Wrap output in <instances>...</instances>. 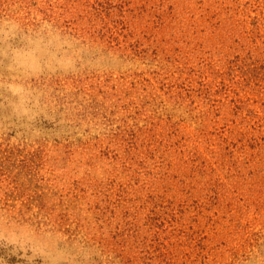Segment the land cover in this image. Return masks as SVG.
<instances>
[{
  "label": "rangeland",
  "instance_id": "rangeland-1",
  "mask_svg": "<svg viewBox=\"0 0 264 264\" xmlns=\"http://www.w3.org/2000/svg\"><path fill=\"white\" fill-rule=\"evenodd\" d=\"M50 1L0 0V264H92L96 256L104 258L96 245H86L85 221L93 227L118 231L121 219L117 205L114 201L108 204L107 196L115 179L113 170H106L110 165L95 161V150H88L85 144L95 142L105 131L98 107L106 110L118 104L124 111L134 95L132 79H142V74L152 79L154 75L139 57L102 59L76 51L52 26L50 17L44 16ZM150 4L163 15L170 13L164 25L159 15L147 17L152 22L144 35L158 40V45L163 42L164 75L174 67L185 72L183 78L174 81L177 91L195 90L202 79L216 81L215 99L226 98L229 106H234L230 100L251 98L260 109L258 99L264 93V79L246 73L245 61H240L245 59L240 53V31L244 26L251 29L255 16L262 19L264 29V0H171L162 5L161 0H153ZM142 5L137 1L135 7L139 10ZM145 8L151 15L147 5ZM257 63L260 65V61ZM209 64H229L233 69L227 72L228 79L217 85L220 79L206 72ZM100 80L128 90L116 94L112 88H92V81ZM151 81L156 87L171 86L166 77L162 84ZM163 95L147 107L148 113H160L164 118L172 114L181 123L182 132L197 140L199 116L190 108L191 99L179 102ZM195 104L204 109L203 101ZM228 111V120L224 114L219 116L216 132L239 125L237 114ZM95 115L97 120H93ZM235 143L232 140L226 146L227 155L220 151L219 157L240 162L239 153H235L239 160L230 155ZM200 145L198 149L207 153L208 160L215 161L212 150L218 152L219 148ZM192 150L178 149L181 153L174 156L175 161ZM172 153L167 152L165 157L172 158ZM111 154L116 156L119 151ZM217 165L221 167L222 161ZM119 171L115 175L123 179L126 175ZM233 190L243 202L246 195ZM182 199L186 223L181 220L177 229L173 223H166L169 231L179 230L176 238L168 233L164 239L160 236L159 242L149 241L150 260L157 264H264V227L254 226L251 208L240 212L244 216L250 211L248 217L252 219L242 228L233 221L232 213L205 212L199 198ZM165 241L166 246L162 244ZM85 245L87 254L79 255L77 248ZM172 245L176 248L173 254L168 252Z\"/></svg>",
  "mask_w": 264,
  "mask_h": 264
},
{
  "label": "trees",
  "instance_id": "trees-1",
  "mask_svg": "<svg viewBox=\"0 0 264 264\" xmlns=\"http://www.w3.org/2000/svg\"><path fill=\"white\" fill-rule=\"evenodd\" d=\"M137 1L143 3L139 10L135 7ZM152 2L153 0H53L44 11V16L50 17L52 26L66 37V41L71 42L70 46L76 51L93 53L95 57L102 59L113 56L121 59L139 57L149 65L154 74L152 79L143 74L140 75L142 79H132L134 95L129 98L130 104L127 103L124 111L120 110L118 104L109 105L106 110L98 107L102 112L100 122L102 121L105 131L96 137L95 142L85 144L88 150H95V161L102 165L106 162L110 165L106 170L110 173L113 170L112 177L117 183L115 185V180H112L113 186L108 189V204L116 202L117 215L121 219V226L115 233L107 226L93 227L85 221L88 234L86 245H96L104 257L102 259L100 255L96 256L92 264H157L154 259L150 260L147 250L149 241L161 237L164 239L168 233L175 240L179 230L169 231L166 223H173L177 229L180 221H185L183 197L185 200L199 198L205 212L215 210L218 215L225 211L232 213L233 221L238 222L242 228L252 219L248 217L250 211L244 216L240 212L245 213L251 208L255 213L254 226L261 224L264 227V93L260 94V109H257V101L251 102V98H238V102L230 100L234 106H229L226 98L215 99L217 89L213 84L216 81L209 83L202 79L195 90L177 91L174 81L179 76L183 78L185 72L174 67V71H166L167 74L164 75L163 42L158 45V40L155 42L144 35L151 28L152 21L149 22L147 17L152 19L155 14L159 15L164 25L170 14L163 15L162 10L155 9V4L151 7ZM163 2L171 3V0H161V5ZM146 5L152 11L151 15L147 13ZM223 5L228 11L229 7ZM253 19L251 29L244 26L240 31V53L245 57L240 61H245L246 73H254L256 78L264 79L263 21L258 16ZM163 46L168 45L165 43ZM255 59L260 61V65ZM209 65L206 72L213 79H220L221 82H217V85L226 81L227 72L233 69L229 64ZM202 69L204 70L203 67ZM165 77L170 80L171 86L156 87L151 81L154 79L162 84ZM109 84L100 80L92 81L91 86L94 89L112 88L116 94L128 90L120 86L110 87ZM164 88L166 90L160 92ZM164 93L179 102L191 99L190 108L199 116L195 135L197 140L182 132L181 123L172 114L164 118L160 113H148L147 107H152L158 98H164ZM201 101L205 104L204 109L195 104ZM84 108L87 109V106ZM229 109L233 111V115L237 114L239 125H229L225 132H216L219 116L224 114L225 120H228ZM86 116H89L88 112ZM93 120H97L96 115ZM232 140L236 143L233 144L235 147L230 155L239 160V155L235 154L239 153L242 156L240 162L226 161L219 157L220 151L227 155L226 146ZM200 143L219 148L218 152L212 150L215 161L208 160L207 153L198 149ZM177 144L181 145L175 150ZM185 147H192V152L184 159L178 158L179 162L175 161L174 156L181 153L177 150ZM115 149L119 151L116 156L111 154ZM167 152H173L170 160L165 157ZM199 158L200 164L195 165ZM119 160L120 165L117 164ZM220 161L221 167L217 165ZM118 170L126 175L123 179L115 175ZM233 188L241 195H246L243 202L236 197ZM176 212H180V215L175 216ZM111 218L115 220V214ZM173 219L175 220L172 221ZM158 224L162 226L160 229ZM70 240L72 242V238ZM162 244L166 246L168 242ZM86 245L77 248L79 255L87 254L83 248ZM175 249L172 245L168 252L173 254Z\"/></svg>",
  "mask_w": 264,
  "mask_h": 264
}]
</instances>
